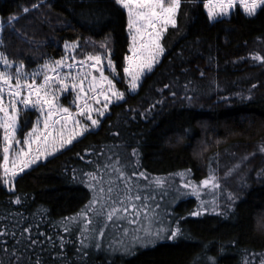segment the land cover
I'll use <instances>...</instances> for the list:
<instances>
[{"label":"trees","instance_id":"1","mask_svg":"<svg viewBox=\"0 0 264 264\" xmlns=\"http://www.w3.org/2000/svg\"><path fill=\"white\" fill-rule=\"evenodd\" d=\"M206 1L182 0L165 53L137 91L125 86L96 130L19 175L13 191L0 128V264H264V150L247 159L241 181L242 166L230 176L235 190L215 182L241 148L264 146V132L210 150L204 173L193 155L200 119L264 117V6L212 21ZM0 18L1 51L28 71L77 41L75 56L109 50L124 74L128 21L116 0H0ZM35 114L20 116L21 136ZM174 133L176 146L166 141ZM204 189L212 197L201 201Z\"/></svg>","mask_w":264,"mask_h":264},{"label":"snow or ice","instance_id":"2","mask_svg":"<svg viewBox=\"0 0 264 264\" xmlns=\"http://www.w3.org/2000/svg\"><path fill=\"white\" fill-rule=\"evenodd\" d=\"M181 2L182 0H116L117 4L128 9V26L130 30L134 29L135 32L133 35V42H136L137 35L140 39L139 50L133 49L135 56L140 57V62L137 64L136 70L133 71L128 67L124 69L125 73L131 76V80L129 82L131 90H136L142 73L145 70L151 71L153 65L158 61L159 56L163 54L164 48L160 43L162 35L167 30L169 25L173 27L176 26L175 17L180 8ZM237 2L240 3L244 12L249 16L254 15L258 8L264 6V0H218L216 4H213L212 7L209 8V19L214 20L219 16L227 15L229 9L234 7ZM205 6L209 7V5ZM216 8L219 10L217 11ZM24 11L27 12L28 9H24ZM65 47H78V45H70L66 43ZM100 47L105 48L106 45H100ZM133 58L129 59L131 60ZM87 61H94L90 67L96 68L98 65H101L102 57L101 55L88 56L84 61H77V64L83 65ZM0 62L6 66L10 65V62L3 53H0ZM64 66L65 65L62 60L55 61L54 64L45 63L41 66L39 73L32 74L31 82L26 79L22 82V66L17 67L15 70L16 74L14 77V85L12 84L13 76L11 74L7 72H0V114H2L0 115V128L4 129L5 147L3 148V169L5 177H8L9 174H11V177H15L18 172H23L32 164L37 163L41 158H46L48 155H51L52 153L47 151L49 143H51L53 151H56L58 150L56 148L57 142H59L60 148H63L64 146L71 144L77 136H80L83 132L87 131V128H83L80 131L71 132L67 137L64 135L66 122L72 119V114L68 108L58 107V94L53 91L52 85L53 82H56L60 91H65L69 87L75 90L77 88V84L72 83L69 85L65 81L69 79L75 80L78 78L72 77L70 74L62 76L58 69ZM67 67L71 68L72 65L68 64ZM108 67H113L110 59L108 60ZM49 72L54 73V75H49ZM40 74H43V80L40 84H37L36 76ZM100 78L102 81H107L108 91L111 92V95L114 96L116 100L123 98V93L113 91L114 85L107 76L103 75V71L100 73ZM83 79H87V75H85ZM92 79L95 81L96 78L92 77ZM5 86H7V94L10 97L7 106L4 103ZM89 88H92L91 84L89 85ZM80 92H84L83 80H81ZM104 99L106 101L104 108L107 109L108 103H111V100L108 95H105ZM18 106H22L24 109L38 110L43 117L44 131L41 133L40 137H36L37 148L35 149V152L37 154L35 156L32 155L33 137L37 132V128L34 127L32 132H30L22 142L27 148V151L25 150V147H20L15 153V159L11 161L12 167L9 168V152L12 144H21V141L15 139L18 118L21 110ZM77 107V114L86 116L87 119L91 121L92 126H96L99 121L92 119L90 114L91 111H97L99 116L104 115V111L102 110L89 109L87 103H85L82 108L79 106ZM58 112L63 114L61 119L52 120L51 118ZM50 120L51 123L49 122ZM37 124H39V120L37 121ZM57 124L60 125L58 130L55 128ZM74 124L78 125L79 121H74ZM53 131H56L57 135L54 136ZM41 143L45 146L43 150L40 147ZM140 175H143V173ZM214 179L215 178L212 177L210 180H205L203 181V184L208 185ZM3 182L5 184L9 183V179L6 178ZM157 183L159 184L160 181H157ZM216 186L217 185L213 184V187ZM109 191H111V189H109ZM135 199L139 200L140 197L137 196ZM17 203H19L18 200ZM132 208L135 209V205H132ZM117 211L119 210L114 208L110 213H108L107 219L112 220ZM123 211L128 212V208H124ZM192 215H200V213L196 212L192 213ZM102 234L103 233H101V235ZM178 235H180L179 229L173 231L168 238L175 239ZM33 243H35V241H33Z\"/></svg>","mask_w":264,"mask_h":264},{"label":"rangeland","instance_id":"3","mask_svg":"<svg viewBox=\"0 0 264 264\" xmlns=\"http://www.w3.org/2000/svg\"><path fill=\"white\" fill-rule=\"evenodd\" d=\"M217 2H218V0H207L204 3V9L207 12V14L209 12V8L212 7L213 4H216ZM205 5H209V7H206ZM236 8H240L244 12L240 3L237 2L234 7L229 9L227 15L219 16L212 21H216V20L221 19V18L230 17ZM124 9L127 12V21L129 24L128 9H126V8H124ZM216 10L218 11L219 9L216 8ZM258 10H259V8L257 9V11ZM175 20H176V17H175ZM170 26L171 25H169L168 27H170ZM2 28H3V26H2V21L0 18V37L2 34ZM127 32H128V36H129L130 45H129V54L125 59V68L128 67V68H131L133 71H135L137 68V64L140 62V57L135 56L133 49L139 50L140 39H139V36L137 35L136 42L134 43L133 42V35L135 34L134 29L130 30L129 26H128ZM165 32L163 33L162 38H163ZM162 38H161L160 43H161V46L163 47ZM0 43H1V40H0ZM66 43L70 44V45H78V47L66 48L65 47ZM66 43L64 44V55L62 57L50 58L45 63L54 64L55 61L62 60L64 62L65 66L58 69L60 74L62 76L70 74L72 77H78L75 80L69 79V80L65 81L69 85H71L72 83L77 84V88L75 90H73L71 87H69L65 91H60L59 86L56 84V82H53V85H52L53 91L57 92V94H58V101H57L58 107L59 108H68L70 113L72 114V119H70L66 122V127L64 130L65 137H67L73 131H80L83 128H87V131L83 132L82 135L77 136L72 141V143H73L75 140L82 137L88 131L96 130L98 128V126L100 125L101 120L109 113L111 105L118 103L120 101H123L125 99V91L123 89L125 86H127L129 93H135L137 91V89H138L142 79L144 78V76L149 74L154 69V67L160 62V60L162 59V57L165 53V49H164L163 54L159 56L158 61L153 65L151 71L145 70L142 73L140 80L138 82V87L136 88L135 91H133L129 87V82L131 80V76H129L127 73H125V71H124L123 76H120L118 74V72L115 68V64L112 60L111 51L108 50L107 53H105V54H90V53H88L85 55L84 58H78L77 56H75V53H76V50L80 48L79 42L76 41V42H66ZM0 53H3L1 51V49H0ZM95 55H101V57H102L101 65H98L96 68L90 67V65L93 64L94 61H87L83 65L77 64V61H84V60H86V57L95 56ZM4 56H5V54H4ZM129 58H133V59L130 60ZM109 59L112 62V65H113L112 68L108 67V60ZM8 61L10 62L9 66H6L2 62H0V72H7V73L12 75L13 76V79H12L13 85L15 84V78L14 77L16 74L15 70L17 67L22 66V73H21L22 82L25 79L28 80L29 82H31L32 74L39 73L41 70V66L45 64V63H43L42 65H40L36 69L28 71L27 69L24 68V66L22 64L12 62L9 59H8ZM68 64H71L72 67L71 68L67 67ZM101 71H103L104 76H107L108 79L112 81V83L114 85L113 91L121 92L124 94L122 99L116 100L115 97L111 95V92L108 91L107 81H102L100 78ZM48 74L54 75V73H51V72H49ZM85 75H87V79H83V77ZM92 77L96 78L95 81H93ZM42 80H43V74L36 76V83L37 84H40L42 82ZM81 80H83L84 92H80ZM90 84L92 85L91 89L89 88ZM105 95H108L110 100H111V103H108L107 109L104 108V105L106 103V101L104 99ZM9 99H10V97L7 94V86H5L4 103L6 106L8 104ZM85 103L88 104L89 109H98V110L104 111L103 116H99L97 111H91L90 114L92 116V119L99 121V123L96 126H92L91 121L88 120L86 116H81V115L77 114L78 113V107L77 106L82 108L85 105ZM18 107H20V109H21L20 114H19V118L24 112H27V111L35 112L36 114H35V119H34V122L32 124V127L23 136H21V124H20V121L18 118V125H17L15 139L21 141V144H19V145L15 144V143L12 144V147H11L10 152H9V164H8L9 168L12 167L11 161L13 159H15L16 151L20 147H25L22 142L25 139V137H27V135L30 132H32L34 127L37 128V132L35 133V136L33 137L32 155L35 156L37 154L35 152V149L37 148L36 137H40L41 133L44 131L43 117L41 116V114L38 110H36V109H24L22 106H18ZM0 115H2V114H0ZM62 115H63L62 113L58 112L51 119L52 120H60ZM38 120H39V124H37ZM74 121H79V124L78 125L74 124ZM49 122L51 123V120ZM198 125L200 127L201 134H200V137L195 141V143L193 145V155L195 156V158L197 159V161L200 165V172L204 173L205 157L210 150L226 144L232 138H236V137H257V136H259L261 133L264 132V117H260V116L252 115V114H240V115H236V116L222 117L219 121V124H216L215 121L212 119L203 118V119H200L198 121ZM55 128L58 130L60 128V125L57 124L55 126ZM1 129L3 131V148H4L5 147L4 129L3 128H1ZM53 135L54 136L57 135V132L53 131ZM166 141H167V143L176 146V145L181 143L182 134H180V133L171 134L170 136H168ZM71 144H68V145L64 146L63 148H60L59 142H57L56 148L58 150L53 151V147H52L51 143H49L47 146V151L51 152L52 154L48 155L46 158H41L37 163L32 164L29 168L25 169L23 172H18V174L15 177H11V174H9L8 177H5L4 169H3V165H4V160H3L2 167H1L3 181L6 178L9 179V183H7V184L4 183L6 189L8 191H13L15 180L19 175H21L22 173H24L26 170L30 169L31 167L46 161L47 159L51 158L55 154L59 153L60 151L64 150L65 148L69 147ZM40 147L43 150V148L45 146L41 143ZM263 147L264 146L262 144H258L257 146H250V147L241 148L242 153L244 151H246V152H244L242 155L239 156L240 157L239 163H235V165L232 167V170L224 171L223 173L216 175V177L219 178V181L216 179V181H215L216 184L217 185L219 184L218 186H220V187H226V183L227 184L230 183L233 190H235L236 187L232 183V178L230 176L232 174H234V172L237 173L239 166L240 167L242 166L245 169V165L247 164V162L257 155L255 153V151H257V149H258V151H259V149L262 150ZM25 150L27 151L26 147H25ZM3 156H4V153H3ZM247 159H248V161H247ZM17 163H19V162H17ZM235 168H236V170H235ZM250 168H251L250 166L246 167V169H245L246 171L242 172V174L239 176V181H241L242 178L245 177V175L250 171ZM239 172H240V170H239ZM204 190L202 192H200V191L198 192V196L202 197L201 201L210 199L212 197L211 196L212 191L205 190L206 193H203ZM213 190H215V188H213ZM230 191H231V189H230ZM230 191H228V193ZM120 208L121 207H118L117 209L119 210ZM123 209H121V213H124ZM200 211H203V210L200 209ZM132 227H134V226H132ZM144 230H145V226L141 229L140 233L144 232ZM146 231L147 230H145L144 233H146Z\"/></svg>","mask_w":264,"mask_h":264}]
</instances>
